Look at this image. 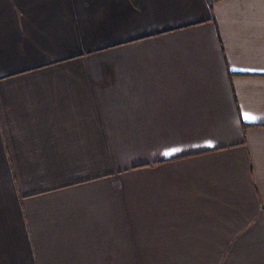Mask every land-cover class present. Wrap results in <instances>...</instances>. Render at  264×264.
Segmentation results:
<instances>
[{
  "label": "crops",
  "instance_id": "0c3cea01",
  "mask_svg": "<svg viewBox=\"0 0 264 264\" xmlns=\"http://www.w3.org/2000/svg\"><path fill=\"white\" fill-rule=\"evenodd\" d=\"M0 264H264V0H0Z\"/></svg>",
  "mask_w": 264,
  "mask_h": 264
},
{
  "label": "snow or ice",
  "instance_id": "6c2138e0",
  "mask_svg": "<svg viewBox=\"0 0 264 264\" xmlns=\"http://www.w3.org/2000/svg\"><path fill=\"white\" fill-rule=\"evenodd\" d=\"M246 118H249L250 119V117H246Z\"/></svg>",
  "mask_w": 264,
  "mask_h": 264
}]
</instances>
